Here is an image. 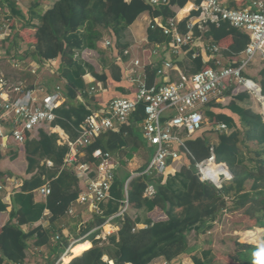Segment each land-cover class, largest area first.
<instances>
[{"label":"trees","instance_id":"16d2710c","mask_svg":"<svg viewBox=\"0 0 264 264\" xmlns=\"http://www.w3.org/2000/svg\"><path fill=\"white\" fill-rule=\"evenodd\" d=\"M186 2L177 0L169 1L166 5L151 3L149 5L145 0H58L48 13L39 18L37 27H30L36 30L34 54L40 61H50L64 55L65 51L72 53L95 49L103 36V30H107L112 24L118 22L125 26L131 25L143 13H149L153 18L173 20L174 13L169 7L174 5L183 7ZM196 15V12L191 13V17ZM187 22V20L182 22L180 26L182 32H185ZM120 33L116 34L117 41L122 35ZM194 36L195 38L200 36L197 28ZM228 37L232 39V43L223 53L226 58L237 56L244 51L248 37L227 23L221 24L219 28L214 25L207 26L204 38L219 44ZM163 41L161 30L149 29V43L161 44ZM204 66L200 57L192 62L189 73L212 68L210 66L203 68ZM68 69L65 90L67 97L74 101L77 93L84 89L81 79L85 69L77 62H72ZM153 75L149 74L151 77L149 84L152 83ZM260 75L263 79L259 86L264 95V70ZM251 80L258 84L256 79ZM224 95L232 98L229 106L223 107L212 103L207 107L206 117L209 121L226 125L228 133L218 134L216 143L211 146L209 139L201 134L203 130L201 129L198 135L186 141L189 152L186 154L188 166L181 168L174 175H145L134 178L129 183L127 196L130 208L145 212L159 209L165 214V220L146 221L145 229L138 230L136 229L138 219L132 220L128 215L123 220L118 219L120 229L117 235H109L105 242L95 240L93 236L90 241L92 246L90 244L89 247V242L76 244L71 248L70 255L65 256L67 264H108L104 262V257L114 264H151L159 259L169 264H177L179 257L191 253L188 234L192 232L205 234L212 228V224L220 221L218 218L228 211L246 210V213L255 219V226L264 229L263 117L251 110L249 97L241 88L233 86ZM60 107L55 111L57 119L52 125L65 127V122H71L72 126L78 129L90 114L81 104L71 105L69 110ZM212 108L229 110L239 119L240 128L230 116L215 113ZM143 119V106H139L132 121L138 123ZM123 131V129L119 133L108 131L98 137L94 144L86 147L87 159L84 163L95 170L99 161L92 157V154L96 149L100 148L102 152L112 154L118 152L121 147L129 146V140L122 137ZM56 141V135L40 132L38 139H29L24 143L27 174L36 175L31 180L23 182L20 190L12 196L10 223L6 224L0 233V264L5 262L24 264L30 241H33L36 249L49 245L51 234L56 231L55 224L67 215H75H70L69 211L76 205L78 194L81 192V180L78 179L75 168L64 166L68 148L58 146ZM211 147L214 148L216 162L226 165L233 175L230 182L225 184V181L221 189H217L210 182H201L195 167L197 162L210 157ZM2 159L0 154V161ZM47 161L52 163V168L46 166ZM90 177H94V174H90ZM46 182H49L50 195L44 203H35L34 192ZM148 185L155 187V195L149 199L143 197ZM123 195L124 182L115 178L110 190V199L101 205L102 215H93L97 225H101L107 217L118 211ZM229 202L232 204L230 208ZM6 208L0 200V212H5ZM45 209L52 215L51 230L37 228L29 233L21 230L23 225L39 221ZM13 220L16 221L15 224L12 223ZM86 247L88 249L85 250ZM81 249H84L83 254L77 256ZM236 256L235 264H264V245H239ZM214 261L212 252L208 250L202 252L201 256L197 254L192 256L191 262L214 264Z\"/></svg>","mask_w":264,"mask_h":264},{"label":"crops","instance_id":"0c3cea01","mask_svg":"<svg viewBox=\"0 0 264 264\" xmlns=\"http://www.w3.org/2000/svg\"><path fill=\"white\" fill-rule=\"evenodd\" d=\"M57 1L58 0H0V14L8 15L12 21L11 32L9 33V36L0 41V75H2L3 78L11 85L22 84L27 88L34 89L37 87H44L48 90H52L55 88V86H60L63 91V102L61 107H64L68 110L71 105L76 106L81 104L85 106L88 112L91 113V111L96 112L106 108V106L114 99H134L139 81L144 83L146 86L161 85L167 82H178L179 73L185 76L195 74L189 72L192 69V62L200 57L203 59V63L205 64L203 68L207 66L214 68L216 67L217 61H219L220 66L222 67L237 66L240 60L243 58L242 53L244 51L237 56L234 55L229 58H226L223 54L232 43V39L230 37L222 40L219 44H215L211 39L204 38L207 27L204 26L203 29H198L199 24L197 23V17L199 16V12L195 10L194 5L191 2L186 0L187 2L183 7H179L178 5L169 7L174 13V17L172 19L177 22V26L181 34H185L187 31L186 26L189 22H195L197 24L195 28L198 29L200 36L196 38L194 36V42L192 46L182 48L181 52L177 54V56L171 55L169 39L164 35V41L161 44L148 42L149 29L155 30V28H158H151V26L165 24L170 19L163 20L161 17L153 18L149 13H143L131 25L125 26L116 22L108 27L107 30L104 29L103 36L98 41L95 49H85L81 52L72 53H67V51H65L66 53L64 55H61L56 59L50 61H40L38 56L34 54V45L37 41L36 30L30 27H37L39 25V18L48 13ZM145 1L151 5L150 0ZM253 1L257 0H224V5L229 9L240 10L250 7ZM192 12H196L197 15L191 17ZM185 20L188 22L185 23V32H182L180 30V26ZM227 25L229 24L227 23ZM215 27L219 28V26ZM195 28L193 32L195 31ZM236 30L246 35L249 39V36L246 32L239 29ZM119 32H121L120 34L122 35L120 40L117 41L116 34ZM107 42H109L108 45ZM211 46L217 47L218 53L212 54L210 51H208V48ZM196 52L199 53V56L193 58V55ZM135 61H139L140 65L138 67L134 66L133 63ZM163 61H170L174 66V70L168 72L164 76H160L157 74V71L161 68ZM260 61L263 62L260 58L256 59L253 64H250L251 66L249 67V70ZM72 62L81 63L83 69H85V74L81 79L84 89L83 91L77 93L76 99L74 101H71L67 97V91L65 90V78L69 73L68 68ZM15 64H20L21 67L15 68ZM32 69L35 70V74L31 73ZM150 73H153L154 75L152 78V83L149 84V78H151L149 77ZM249 75L250 74L246 71L243 74V76L249 78V80H254V78ZM233 86L234 85H231L229 88ZM225 92H223L222 96L213 99L206 106L201 108L205 118V123L201 132L204 131L205 125H210L211 132H216L217 134L229 132L226 125V130H215V127L221 125V123L209 121V119L206 117L207 107L212 103L219 104L223 107L229 106L232 100L226 106L223 104L226 99H231V97H225ZM245 95L249 97L248 100L251 102V93L245 92ZM1 105L2 101L0 100V111ZM250 108L253 110L251 106ZM212 110L215 113L227 114L230 116V119H233L240 128L241 124L239 119L235 115H232L229 110H217L214 108H212ZM253 112L257 113L255 110H253ZM261 116L264 117V114L262 113ZM72 121L75 120L72 119ZM52 124L41 126L36 130V132L34 131V133L31 134L28 140L38 139V134L40 132L48 135H56L57 145L66 146L68 148V153L64 159L66 161L67 156L71 154L69 145L76 142V140L79 138L80 127L78 129L75 128L72 126L73 124L71 122H65V127ZM142 124L143 121L137 123L131 119L126 125L120 127L117 131H112L113 133H119L121 129H123L124 131L122 133V137L123 139H128L130 143L129 146L124 148L121 147L118 152L111 154L113 156L112 160L116 165L115 178H119V180L124 182L123 199L128 193L127 189L130 181L134 178H137L135 174H138L144 170L147 163L151 160L150 158H152L154 155H150L149 153V148L152 147L149 146L143 136ZM6 132H8V130H6ZM106 133H108V131L104 134ZM182 138L184 146L186 147V141H190L189 139L191 136L186 137L185 134H182ZM96 140L94 142H96ZM94 142L92 144H94ZM210 144L213 146L214 143ZM174 147L179 151L181 160L179 163L172 164L166 175H174L176 172L180 171L181 168L188 166L186 154L189 152L186 153L185 150H183V148L179 147L178 145H175ZM87 148L75 146L74 150L76 153L77 162L87 164L84 163L87 159L85 152ZM96 150L101 149L98 148ZM0 154L3 157V159L0 161V200L7 207L5 212H0L1 233L2 228L6 224L10 223L12 196L20 190L23 182L31 180L36 175V173L29 175L27 174V162L24 144L17 145L16 143L9 141V138L5 141L0 140ZM65 161L64 166L74 168V164L70 166L67 165ZM45 163L48 168H52L51 162L47 161ZM44 185L49 186V182H46ZM126 185L127 188H125ZM86 186L87 182H84L83 180L82 182L80 181L81 192L86 188ZM38 190L39 188L36 190V192H34V202L44 203L49 195L47 197H42L39 195ZM71 210L72 213H70ZM70 211V215H75H67L55 224L56 231L51 234L49 245L36 249V247L33 245V241L29 242V248L26 252V260L24 261V264H39L42 262H46V264H55L60 259L54 260V255L59 249L66 250L73 238L78 237L80 234H86L85 232L87 230H89L88 232L92 233L101 226L96 224L95 216L90 214V212L84 206L76 204L72 209L70 208ZM128 217H130L132 220L138 219L136 229L141 230L145 229L147 225L146 221L160 222L164 221L166 216L159 209H154L151 212H145L143 210H137L131 207L128 212ZM51 218V212L45 209L39 221L32 224L23 225L21 230H23L25 233H29L30 231L37 228H40L44 231H49L51 230ZM220 221H215L212 226L214 224H218ZM15 222V220L12 221L14 224ZM89 226H91V228ZM119 229L120 224L118 223V220H115L110 226H106L104 229L100 228V230L90 234L84 242H89V247L92 237L94 236L93 238L95 239V234H97L99 231H101V233L107 237L111 234L117 235ZM212 229L213 228L207 231L206 234H210ZM196 234L197 235L195 238L197 239L205 236L203 233ZM57 235L60 237V240L58 241L55 240ZM88 247H86L85 250L88 249ZM190 250V254L183 255L177 259V264H193V262H191L192 256L198 254V251H196L197 248L195 247L190 248ZM83 251L84 249L78 251L77 256L83 254ZM106 258L104 257V259ZM5 264L11 263L5 262ZM63 264H67V262L64 261Z\"/></svg>","mask_w":264,"mask_h":264},{"label":"built area","instance_id":"2783aa9c","mask_svg":"<svg viewBox=\"0 0 264 264\" xmlns=\"http://www.w3.org/2000/svg\"><path fill=\"white\" fill-rule=\"evenodd\" d=\"M169 1L171 0H150V3L166 5ZM187 1L191 2L195 10L199 12L198 29L201 30L204 26H220L222 23H228L232 28L248 34L249 43L242 53L243 58L237 66L222 67L217 61L216 67L190 76L179 73L178 82L146 86L139 81L134 99H114L106 108L96 112L91 111L84 123L80 125L79 138L69 145L71 154L67 156L65 163L70 166L74 164L77 177L81 181L87 182L86 188L78 194L76 204L86 207L92 215L101 216V205L110 199V190L116 177V165L111 154L96 150L93 152V157L98 159L99 164L95 170H92L86 164L77 162L75 146L88 147L105 132L117 131L133 118L139 106H143V136L149 146L155 148V153L144 170L135 175L136 177L153 174L165 176L172 164L179 163L181 160V155L174 146L178 145L186 153L188 152L184 146L182 134L190 137L202 129L205 118L201 108L213 99L222 96L223 92L231 85L241 88L243 92L253 93L250 89L245 88L251 80L245 78L243 74L256 57L264 62V0L253 1L250 7L240 10L227 8L224 5V0ZM11 25L10 17L0 14V41L9 36ZM196 25L193 21L189 22L185 34L179 32L174 19L158 26L152 25L151 28L158 27L162 31V34L169 39L171 55L177 56L182 48L192 46L194 42L193 30ZM108 44L109 42H107ZM208 51L215 54L218 53V48L211 46ZM198 56L199 53L196 52L193 58ZM133 64L135 67L140 65L139 61H135ZM14 66L15 68L21 67L20 64ZM172 70H174L173 64L170 61H163L157 74L164 76ZM31 73L35 74V70L32 69ZM62 92L60 86L48 90L44 87L27 88L22 84L11 85L0 75V100L2 101L0 140L5 141L10 138L17 145H22L38 128L52 124L57 119L55 111L63 102ZM167 111H173L174 114H166ZM215 130H226V126L218 125ZM210 153V157L197 162L195 167L201 182H210L217 189H221L222 183L229 178V170L224 164L216 162L213 147L210 148ZM214 165L225 166L224 169L227 171L225 176L221 175L224 178L221 186L206 177L205 170ZM90 174H94V177H90ZM38 193L42 197H47L50 195L49 186H42ZM154 195V187L148 185L144 197L152 198ZM129 209L130 205L126 194L120 202L118 211L107 217L101 226L92 233L100 228L104 229V227L110 226L115 220H123ZM92 233L80 234L73 238L66 248V253L55 264H63L62 258L70 255L71 248L84 242ZM107 237L101 231L95 234V240L105 241ZM55 240H60V237L57 235ZM104 262L114 264L107 258L104 259ZM151 264L169 263L159 259Z\"/></svg>","mask_w":264,"mask_h":264},{"label":"rangeland","instance_id":"374dc122","mask_svg":"<svg viewBox=\"0 0 264 264\" xmlns=\"http://www.w3.org/2000/svg\"><path fill=\"white\" fill-rule=\"evenodd\" d=\"M256 59H259V57H256L255 60ZM253 62L251 64H253ZM250 66L251 65L246 68V72L250 74L249 76L256 79L258 81V85H260L259 83H261L263 79L260 75V72L264 69V63L260 61L249 70ZM251 98L252 101L250 102V106L253 110L262 115L264 108L263 103L258 101L255 98V94L253 93L251 94ZM231 100L232 98L226 99L223 104L226 106ZM168 113L174 114L173 111H167L166 114ZM197 134H199V132L192 135L191 138L195 137ZM201 134L205 135L211 143H216L218 134L216 132H211L210 125H205L204 131ZM243 134H245L244 129ZM9 141L13 142L10 138ZM154 151L155 150L153 147L149 148L150 155H153ZM232 176L233 175L229 172V178L227 179L229 181H224L225 184L230 182ZM224 182L222 183V185L224 184ZM249 187L250 183H248L247 185L248 189ZM231 205L232 204L229 202L228 207L230 208ZM218 219H220L221 221L218 224H214L212 226L213 229L210 231V234L203 233L205 236H202V238L198 239L195 238V236L197 235L195 232L188 234V245L190 248H197V255L201 256L202 252L210 250L215 259L214 264H235L234 261L237 257L236 254L238 252L239 245H264V229L255 226V219H253L251 215L249 216L248 213H246V210H238L232 212L228 211ZM248 231L255 234L254 240H252L251 242H248L243 236V234ZM65 253L66 250L59 249L54 255V260L59 259ZM39 264H46V262H42Z\"/></svg>","mask_w":264,"mask_h":264},{"label":"bare ground","instance_id":"6f19581e","mask_svg":"<svg viewBox=\"0 0 264 264\" xmlns=\"http://www.w3.org/2000/svg\"><path fill=\"white\" fill-rule=\"evenodd\" d=\"M245 88L250 89L255 94V98L258 101L262 102L264 105V99L262 98V94H260V88H258V86L255 83L251 82ZM262 113L264 114V108ZM221 167L222 166L220 165L219 166L214 165V166H210L207 170H205L206 177L217 185L221 184L220 176L221 175L225 176V174H227L226 173L227 171L224 169L225 166H223L222 168ZM243 236L248 242H251L252 240H254L255 234L248 231L245 232ZM62 261L63 262L65 261V256L62 258Z\"/></svg>","mask_w":264,"mask_h":264},{"label":"water","instance_id":"95a60500","mask_svg":"<svg viewBox=\"0 0 264 264\" xmlns=\"http://www.w3.org/2000/svg\"><path fill=\"white\" fill-rule=\"evenodd\" d=\"M251 82L254 83L253 81H250V83H251ZM260 94H261V90H260ZM262 98L264 99V96H262ZM220 179H221V183H222V182L224 181V178L221 176ZM213 183H214V182H213ZM219 186H221V185H219Z\"/></svg>","mask_w":264,"mask_h":264}]
</instances>
